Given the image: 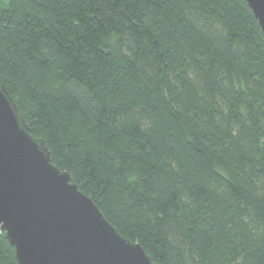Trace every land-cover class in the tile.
Listing matches in <instances>:
<instances>
[{
  "label": "trees",
  "instance_id": "trees-1",
  "mask_svg": "<svg viewBox=\"0 0 264 264\" xmlns=\"http://www.w3.org/2000/svg\"><path fill=\"white\" fill-rule=\"evenodd\" d=\"M0 81L153 264H264V34L245 0H0ZM0 264H19L1 232Z\"/></svg>",
  "mask_w": 264,
  "mask_h": 264
},
{
  "label": "water",
  "instance_id": "water-1",
  "mask_svg": "<svg viewBox=\"0 0 264 264\" xmlns=\"http://www.w3.org/2000/svg\"><path fill=\"white\" fill-rule=\"evenodd\" d=\"M245 1L264 34V0ZM0 232L19 264H153L52 163L1 81Z\"/></svg>",
  "mask_w": 264,
  "mask_h": 264
}]
</instances>
